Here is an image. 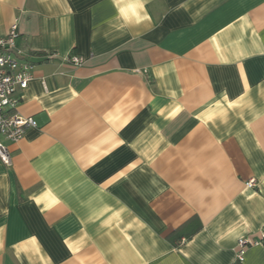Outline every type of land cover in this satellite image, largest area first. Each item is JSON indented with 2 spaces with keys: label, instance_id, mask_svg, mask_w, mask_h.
Instances as JSON below:
<instances>
[{
  "label": "crops",
  "instance_id": "crops-1",
  "mask_svg": "<svg viewBox=\"0 0 264 264\" xmlns=\"http://www.w3.org/2000/svg\"><path fill=\"white\" fill-rule=\"evenodd\" d=\"M14 23L37 126L0 159V264H264L236 253L264 228V0H0Z\"/></svg>",
  "mask_w": 264,
  "mask_h": 264
},
{
  "label": "built area",
  "instance_id": "built-area-1",
  "mask_svg": "<svg viewBox=\"0 0 264 264\" xmlns=\"http://www.w3.org/2000/svg\"><path fill=\"white\" fill-rule=\"evenodd\" d=\"M19 35L17 23L5 35H0V159L8 166L12 165V156L5 141L16 143L23 138L27 129L37 126L33 117L18 112L20 92L28 87L35 70V64L28 55L17 48ZM47 57L52 59L55 54H48ZM66 59L74 65L83 63L82 58L75 55ZM246 186L255 187L256 180H248ZM259 244L264 245V228L258 237L246 236L238 240L237 257L243 260L247 248Z\"/></svg>",
  "mask_w": 264,
  "mask_h": 264
}]
</instances>
